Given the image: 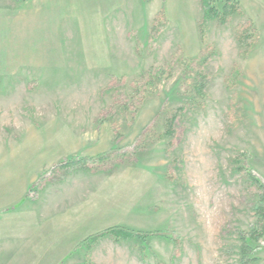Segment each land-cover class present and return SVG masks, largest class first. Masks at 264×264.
<instances>
[{"label":"rangeland","instance_id":"obj_1","mask_svg":"<svg viewBox=\"0 0 264 264\" xmlns=\"http://www.w3.org/2000/svg\"><path fill=\"white\" fill-rule=\"evenodd\" d=\"M237 1L226 23L201 25V0H0V264H31L9 245L8 196L26 181L21 201L37 198L77 158L63 121L78 119L121 136L124 157L103 169L141 171L134 229L173 238H128L145 264L242 263L260 194L248 171L264 183V0ZM249 243L244 264H264V233Z\"/></svg>","mask_w":264,"mask_h":264},{"label":"crops","instance_id":"obj_2","mask_svg":"<svg viewBox=\"0 0 264 264\" xmlns=\"http://www.w3.org/2000/svg\"><path fill=\"white\" fill-rule=\"evenodd\" d=\"M63 122L73 126V132L65 136L71 156L92 158L115 151L124 157V149L117 146L121 136L82 133L79 119ZM136 167L122 164L103 169L101 164L73 165L58 169L59 175L55 169L47 173L49 176L39 188L37 198L26 196L30 199L25 203L21 201V191L28 184L20 183L21 193L16 190L8 196L10 202L17 201L20 205L8 214L9 245L16 250L26 246L23 251L30 254L26 260L30 258L31 264H145L140 258L141 251L130 239L116 240L107 234L88 250L80 246L84 238L111 226L139 228L134 222L140 217L136 220L132 215L138 205L143 178L138 182L141 171ZM77 251L79 254L73 256Z\"/></svg>","mask_w":264,"mask_h":264},{"label":"trees","instance_id":"obj_3","mask_svg":"<svg viewBox=\"0 0 264 264\" xmlns=\"http://www.w3.org/2000/svg\"><path fill=\"white\" fill-rule=\"evenodd\" d=\"M221 1L222 5L220 8L216 7L215 2ZM201 5H202V24L201 25H205L206 21L208 20H212V19H217L218 22L220 24H224L227 21V18L235 13H238V1L237 0H201ZM160 11H158L157 14H159ZM160 17V16H159ZM161 25V21L160 19H158V15L156 17V21L154 24V29L158 30ZM202 37L203 34L201 33ZM243 44V43H242ZM245 44V43H244ZM161 73V67L158 65H154L151 69L148 70V72L146 74L142 73V77H144L145 75L148 76H152L155 74H159ZM144 75V76H143ZM199 75V74H198ZM195 91L198 94H202L203 89H204V85L202 82H200L199 84H196L194 86ZM175 114L172 115L170 118L167 119L166 122V134H172V124L175 120ZM115 153V151H114ZM112 153H104L101 155H98L96 157H77V158H71L68 160H65L64 162H61L58 167L60 170H64L65 168H68L69 166H73V165H88V164H97L100 165V163H103L104 161H106L107 159L109 160V156ZM57 167V166H56ZM240 169H243L242 166H239ZM55 170V168H52L50 170V172H53ZM248 175L249 178L251 179V181L253 183H255L257 185V187L260 189V194L259 197L257 199L256 202V214H257V220H256V224L250 229L248 234H243L241 236V240H242V245H241V253H242V263H248V261H250L253 258H250V253L253 250V246L250 245L249 241L252 242H256L260 236L263 235L264 233V183L262 181L259 180V178L257 176H255L254 174L251 173V171H248ZM45 177V176H44ZM45 179V178H44ZM40 181H44L43 178H40ZM39 181V182H40ZM38 182V186L39 183ZM110 234L112 236H114V238L117 239H128V238H134L136 239V241L140 242L141 245L140 247L143 249V245L144 243L148 240L149 237L151 236H162V237H167L169 239H171L172 237L168 234V233H163V232H158V231H154V232H149V231H138L135 229H131L125 226H111L109 228H106L96 234L90 235L86 238H84L81 242H80V246L84 247L86 250L90 249L101 237ZM173 239V238H172Z\"/></svg>","mask_w":264,"mask_h":264}]
</instances>
